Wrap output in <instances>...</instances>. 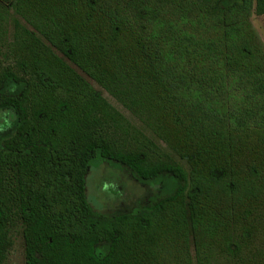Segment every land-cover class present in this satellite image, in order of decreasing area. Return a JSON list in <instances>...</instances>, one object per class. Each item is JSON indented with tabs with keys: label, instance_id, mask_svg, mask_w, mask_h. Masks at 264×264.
<instances>
[{
	"label": "trees",
	"instance_id": "16d2710c",
	"mask_svg": "<svg viewBox=\"0 0 264 264\" xmlns=\"http://www.w3.org/2000/svg\"><path fill=\"white\" fill-rule=\"evenodd\" d=\"M253 14L264 0H0V264L16 229L24 264H264ZM96 159L163 196L95 212Z\"/></svg>",
	"mask_w": 264,
	"mask_h": 264
},
{
	"label": "rangeland",
	"instance_id": "374dc122",
	"mask_svg": "<svg viewBox=\"0 0 264 264\" xmlns=\"http://www.w3.org/2000/svg\"><path fill=\"white\" fill-rule=\"evenodd\" d=\"M251 23L264 44V15L253 14ZM86 80L112 106L134 124L138 125V122L127 111L119 106L94 82L87 78ZM5 120H9L8 115L0 113V135L2 132V124ZM147 134L150 135L149 132ZM160 145L165 152L171 155L170 151L163 144L160 143ZM177 162L182 167H185L183 162ZM161 186V180L142 182L136 179L124 167L107 163L100 159H96L91 164L85 179V193L88 203L95 212L103 214L127 212L140 205L155 202L163 196ZM11 239L13 246L6 257L5 264H24L22 238L19 229L12 232Z\"/></svg>",
	"mask_w": 264,
	"mask_h": 264
}]
</instances>
